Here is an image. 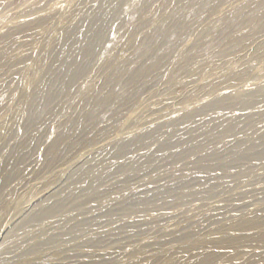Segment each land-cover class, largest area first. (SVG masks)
<instances>
[{"label": "rangeland", "instance_id": "rangeland-1", "mask_svg": "<svg viewBox=\"0 0 264 264\" xmlns=\"http://www.w3.org/2000/svg\"><path fill=\"white\" fill-rule=\"evenodd\" d=\"M121 1L0 0V56L10 51L0 63V177L8 179L0 180V203L31 213L53 209L51 220L61 225L55 232L74 246L50 264H198L205 257L210 264H264V54L256 52L264 30L241 46L231 43L263 18L264 4L254 20L219 37L218 48L208 53L242 48L240 55L220 58L214 68L193 61L173 73L197 33L243 3L207 0L193 36L181 37L169 61L135 81H127L122 68L107 86L113 57L140 71L163 57L139 60L136 41L142 39L147 51L158 47L147 38L155 32L153 20L171 23L168 6L181 0H143L148 8L133 20L140 26L136 33L119 19L97 32ZM179 22L187 30V19ZM8 32L14 40L3 41ZM116 34L123 40L114 42ZM96 39L92 58L81 59L85 42ZM40 63L49 77H40ZM70 70L77 77L67 82L68 91L64 78ZM36 72L42 80L32 88L43 97L31 112L50 113L31 122L18 116L17 107ZM209 84H219L212 96L203 91ZM99 90L117 98L98 107ZM47 92L54 95L50 101ZM129 92L136 94L122 105ZM215 101L220 106L208 105ZM183 113L185 118L173 119ZM227 130L234 132L222 137ZM132 137L137 144L126 155H114L117 140ZM53 145L55 155L48 157ZM67 224L79 226L68 235ZM85 235L89 244H83ZM15 241L10 253L0 244V261L19 264L18 256L32 244Z\"/></svg>", "mask_w": 264, "mask_h": 264}, {"label": "bare ground", "instance_id": "bare-ground-1", "mask_svg": "<svg viewBox=\"0 0 264 264\" xmlns=\"http://www.w3.org/2000/svg\"><path fill=\"white\" fill-rule=\"evenodd\" d=\"M53 1V0H52ZM171 1V0H168ZM207 0H181L176 3H170L167 10V17L166 19H171V23H167L165 21H156L153 20L154 23V34L151 36H148L147 38H151L152 40H156L158 47H156L154 50H144L141 46L143 43L142 39H139L136 41V44L138 43V59L143 60L145 55H151V57H156L157 55H163V57H158L153 62L154 64L146 68L144 70H138L132 65H125L121 64L122 62L119 61V58H112V64H111V72L107 73V83L108 86L111 82L112 76H114L120 69L124 68L125 74L129 75L127 81L130 79V81H135L141 76L147 75L152 69L155 67H158V65L161 64V62L164 60L169 61L171 58V55L174 51V49L177 47V42L181 40L182 38L187 39L190 36H193V29L196 27V25L199 23L197 19L204 13L205 11V4ZM99 2V1H98ZM97 2V4H98ZM101 2H99L100 4ZM264 4V0H243V3L241 7L233 14L228 16L224 20H214L213 25L210 29L204 30L197 33V36L192 41V47L186 50L185 56L182 59V62L178 66L172 67L173 73L177 72L181 68H187L193 61H202L206 63V65H210L214 68V64H217V60L220 58H231L233 55L238 54L240 55L242 53V48H240L237 51L238 53H219L215 55L208 56V53H210L212 50L218 48V38L221 36H225L226 34L235 32L238 29H241L245 24L251 22L255 19L258 7ZM148 8V4L145 3L143 0H122L119 5L114 7L112 9V14L107 17V20H105L98 28L97 32H102L106 30L108 27V23H113L115 19H119L121 25L128 26L129 31L131 32H138L140 29V26L134 25V19L139 16L141 13H144L145 10ZM32 13H28V15H31ZM33 15V14H32ZM187 19V30H180V22L179 19L181 18ZM64 20V21H63ZM62 24H64V27L68 29V25L70 21H68L66 18H63ZM118 22V23H119ZM117 23V22H115ZM141 23V21L139 22ZM171 24V25H170ZM36 30L41 31L42 25L38 24L34 26ZM24 31L27 30L26 26L22 27ZM264 30V15L263 18L255 23L252 29L248 30L249 32L239 35L234 41L232 40L231 43L236 46H241L242 42L247 41L251 35L259 34ZM67 31L63 32V36L67 38ZM123 37V36H122ZM120 37L119 34H116L114 36V42L116 40H120V38L123 40V38ZM126 41H129L130 36L125 37ZM124 38V39H125ZM14 40L13 34L8 32L5 37L3 38V41H12ZM100 39H96L95 42L89 40L85 42L84 46V55L81 59H91L92 56L89 55L90 52L95 50V48L99 45ZM260 42V41H259ZM261 45L257 46V53L264 54V41L260 43ZM114 44L112 45V47ZM182 46V45H181ZM194 48V49H193ZM20 52H23L24 49H17ZM10 54V51H7L3 53V56H6ZM159 55V56H160ZM3 56H0V63H2ZM202 57V59L199 60V58ZM88 59V61H89ZM79 59L75 58L72 62L73 66L79 65ZM217 62V63H216ZM198 63V62H197ZM202 64V63H200ZM219 64V63H218ZM233 64H231V67L233 68ZM211 67V68H212ZM194 68H188V74L192 73L195 70ZM205 70V69H204ZM207 70V69H206ZM208 71V70H207ZM217 71V70H216ZM40 77H49L48 70L43 66L42 63H40L39 71ZM32 75V79L26 80L25 83V94H26V101L21 102L18 104L17 107V114L19 117H22L28 121L31 122H37L40 120V118L48 117L50 112H43L41 113H34L31 112L32 107L35 105L34 102L38 101L43 97V94L36 93L33 91V84L39 80L40 77H38L36 74ZM205 72V71H204ZM203 74V73H202ZM232 74V73H231ZM207 75V74H206ZM223 75V74H222ZM228 75V74H227ZM241 72L235 74V77H240ZM77 77V72L70 70L66 77L64 78V86L69 91V88L67 86V82L69 80H72L73 78ZM196 77V76H195ZM223 77H226L223 76ZM40 79L39 81H41ZM202 80V79H201ZM126 81V79H125ZM220 84V83H219ZM219 84H209L204 86L203 91L204 94L207 96L210 94H213L218 90ZM87 90H91L90 86H86ZM102 92L99 90L97 93V106L98 107H106L110 105L111 100L116 99L117 95L114 92L109 93L107 96H102ZM136 93L129 92L125 93L123 97L124 100H122L120 103L123 105L124 102L127 101V98H132L135 96ZM212 96V95H210ZM229 96V95H226ZM225 96V97H226ZM46 99L52 100L54 98L53 94H50L47 92L46 95H44ZM224 96H222L223 98ZM137 98V97H136ZM216 102V101H215ZM127 103V102H126ZM212 107L220 106V103H214L211 102L208 104ZM80 108L85 109V104H80ZM174 112V111H173ZM94 115V111L91 110V112ZM181 113V111L179 112ZM177 114V113H176ZM97 115V114H95ZM171 115V114H170ZM186 113H183L182 115H176L173 119L178 118H185ZM114 117V116H113ZM112 117L113 120L114 118ZM171 117V116H170ZM158 119V118H157ZM160 119V118H159ZM150 123V121H149ZM80 124V123H78ZM157 126L154 128L158 130L159 128ZM206 128H211V125L208 124L205 126ZM213 128V127H212ZM234 130H227L225 133L222 134V137H229ZM19 134L24 135L23 131L20 130ZM156 134V133H155ZM230 138V137H229ZM58 142L55 141L54 145ZM138 142L137 137H132L125 140H117L116 147L113 150L114 155H126L129 150H131ZM54 145L48 149V157H52L55 155V148ZM1 176V172H0ZM2 177H0V180ZM8 180V179H2V182ZM76 180H80V176L76 178ZM53 214V209H44L41 212L38 213H31L28 209L22 210L18 207L17 204L11 205L9 203H0V228H3V232L0 234V244L1 246H4V251L7 253L11 252L12 249V241L16 239L15 244H21L22 242L31 241L32 244L21 254L18 256L19 264H50V259L56 256L57 254L64 253L66 251L70 250V243H72V239L65 238L67 235L61 234L59 232H55L57 230L58 226H61L57 222L51 220V216ZM68 225V224H67ZM79 225H75L72 227L71 225H68L66 230H68V235H70L74 230L78 228ZM85 225L81 224L80 228H83ZM85 242L83 244H89L88 241H91L89 236L85 235L83 236ZM64 239L63 241L69 240V243L67 245H64L63 243H59L60 240ZM55 243V244H54ZM53 245V246H51ZM79 245V244H78ZM66 246V247H65ZM212 261L209 258H202L198 261V264H210ZM6 259H3L0 261V264H8Z\"/></svg>", "mask_w": 264, "mask_h": 264}]
</instances>
